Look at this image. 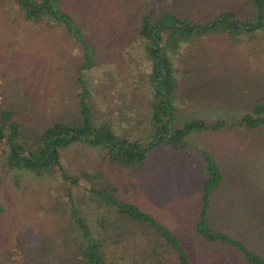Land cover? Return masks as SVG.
<instances>
[{
	"label": "trees",
	"instance_id": "16d2710c",
	"mask_svg": "<svg viewBox=\"0 0 264 264\" xmlns=\"http://www.w3.org/2000/svg\"><path fill=\"white\" fill-rule=\"evenodd\" d=\"M59 1L13 0L23 21L59 25L77 42L81 91L70 113L46 121L0 100V188L19 196L29 217H42L35 223L38 253L57 264H198L202 255L191 253L190 238L216 264H264L208 217L225 172L238 180L239 158L262 142L238 130L264 132V100L253 93L264 91L254 87L264 83V0H151L145 8L144 0H84L79 24ZM94 28L102 29L104 50L126 42L144 54L147 113H138L140 129L128 136L98 122L84 101L79 75L94 63ZM222 60L230 73L212 76ZM237 83L248 92L243 88L238 106L231 103L238 108L231 118L173 124L175 102L209 105L228 92L224 85ZM189 135L198 137L195 144L184 140ZM227 154L232 164L220 159ZM177 166L194 176L193 193L174 192L169 204H159L156 183L179 175ZM110 170L122 174L110 178Z\"/></svg>",
	"mask_w": 264,
	"mask_h": 264
},
{
	"label": "rangeland",
	"instance_id": "374dc122",
	"mask_svg": "<svg viewBox=\"0 0 264 264\" xmlns=\"http://www.w3.org/2000/svg\"><path fill=\"white\" fill-rule=\"evenodd\" d=\"M83 1L60 0L59 8L71 17L74 24L83 23L86 17ZM92 2L98 3L99 0ZM150 3L151 0H144L140 6L145 8ZM94 29L97 31L91 32L95 39L91 41L95 49L94 63L79 75L86 89L84 101L98 122L107 121L113 131L117 129L128 136L130 131L140 129L138 113H147L148 77L144 54L140 47L137 49L126 42L104 50L97 41L102 29ZM106 37L107 41L109 34ZM217 62L213 65L214 72L210 71L212 76L214 73H230L226 71L231 70L226 61ZM81 63L77 42L61 26L23 21L13 0H0V100L3 104H14L18 113H24L23 116L45 118L43 120L46 121L54 114L70 113L68 107L77 100L76 95L81 91L76 82L77 67ZM263 84V81L256 80L254 87L264 90ZM243 88L244 94L248 92L245 83L224 85L222 89L230 93H223L221 99L209 105L205 101L190 102L192 104L175 102L178 107L173 124L231 118L238 112L237 101L244 95ZM253 93H261L264 100V91ZM234 101L237 106L231 105ZM238 131L251 143L252 140L262 142L257 143L256 150L248 152L245 158H239L242 170L238 180L230 178V171L225 172L222 184L225 189L213 195L208 217L218 230L241 239L264 258V132ZM184 140L195 144L198 137L189 135ZM220 156L223 162L233 163L232 156ZM179 173L158 179L155 187L162 199L159 204H169L170 195L174 192H178L180 197V193L191 191L195 184L194 176L185 174L182 168H179ZM121 174L117 170L108 171V176L114 179ZM180 201L187 204L185 199ZM0 207V264H21L25 259L28 264H57L37 251L40 228L35 223L42 217H33L32 214L29 217L20 197L9 194L4 188H0ZM186 239L194 257L202 255L198 264H216L215 260L204 259L205 253L200 247L192 239Z\"/></svg>",
	"mask_w": 264,
	"mask_h": 264
}]
</instances>
